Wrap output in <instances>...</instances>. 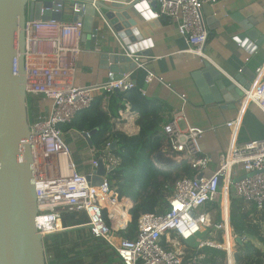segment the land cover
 Masks as SVG:
<instances>
[{
	"label": "built area",
	"instance_id": "2783aa9c",
	"mask_svg": "<svg viewBox=\"0 0 264 264\" xmlns=\"http://www.w3.org/2000/svg\"><path fill=\"white\" fill-rule=\"evenodd\" d=\"M92 1L98 11L94 3L97 0ZM143 1L156 2L160 14L174 22L178 34L189 45L186 52L203 55L207 31L200 17V8L219 0ZM37 2H40L39 17L30 18V3ZM78 3V0H27L26 4L23 26L26 94L38 95L50 102L47 114L29 122L30 136L26 140L32 151L37 230L44 237L62 230L63 227L57 226L58 221L61 223L62 210L83 212L87 216L85 226L91 236L101 238L112 246L121 264H211L205 260L203 253L185 259L182 253L166 250L160 243L165 237L166 242L174 246V239L168 238L171 234L180 240H189L206 232L210 238L201 240L197 247L222 250L227 254L222 264H233L234 252L226 244L228 234L236 246L237 238L243 241L245 237L234 231L230 224L231 200L241 198L253 203L258 211H264V138L251 139L242 134L244 114L250 105L257 106L264 113V63L256 67L247 86H240L239 113L225 123L230 130L228 147L219 156L216 170L209 175L203 172L210 156L203 154L199 144L203 130L189 125L182 110L173 113L171 119L163 124L164 153L178 164L186 162L196 172L192 176L176 179L164 213L142 214L134 238L116 239L112 213L107 205L119 200L116 190L118 181L107 175L110 169L106 167L102 184L91 185L71 160V149L63 138L61 125L71 122L79 111L88 109L97 95L125 92L133 89L135 83L124 75L86 86L74 84L76 62L82 46L83 22L64 17L77 16L81 11ZM58 13H61V19L52 17ZM129 56L139 63L138 57ZM153 78L154 75L149 72L145 81L150 83ZM181 122L185 125L181 126ZM88 134L84 133L86 137H89ZM91 164L96 168L97 160H92ZM89 176L92 174L89 173ZM111 179L116 184H111ZM222 190L226 193V209L222 207ZM220 200L218 221L209 212H199L206 204ZM217 232L221 233L222 242L215 241Z\"/></svg>",
	"mask_w": 264,
	"mask_h": 264
},
{
	"label": "crops",
	"instance_id": "0c3cea01",
	"mask_svg": "<svg viewBox=\"0 0 264 264\" xmlns=\"http://www.w3.org/2000/svg\"><path fill=\"white\" fill-rule=\"evenodd\" d=\"M150 9L153 12V18L139 25L141 42L135 45H141H138L136 51L131 54L139 58V63L132 60L135 67L122 74L131 78L135 83L134 89L138 90L142 96L160 103L164 118L167 119L173 113L182 110L189 125L203 130L199 144L203 154L210 156L203 172L209 175L216 170L219 156L226 151L229 144L230 130L225 123L239 113L241 105L240 85L234 82L233 78L236 74H240L242 79H247L250 83L256 67L264 63V0H219L212 5L204 4L200 8V17L207 31V38L202 47V56L186 52L189 48L188 43L178 34L174 22L160 14L158 5ZM67 16L65 15L64 19H72L71 16L69 18ZM95 20L93 25L97 28L95 35L83 32L81 51L73 79L76 86L110 80L112 74L103 64L101 55L109 50L110 45L121 48L119 39L116 38L117 32L109 25H107L108 28L102 26L108 22L106 23L103 19ZM107 35L113 38L107 39ZM204 68L210 71L204 73L202 71ZM211 71H216L220 77L217 75L210 77ZM149 72L154 75V78L147 83L145 79ZM229 82L235 84L240 90V95L235 100L230 95L222 96L219 93V88L224 89ZM26 103L29 122L47 114L50 109V102L38 95L28 96ZM110 107L112 112L109 110ZM114 107L115 105L109 101V96L105 95L101 108L111 115L112 131H119L127 136L138 134L139 125L136 123L138 111L131 110L128 103H125L123 108L115 109ZM181 123L182 126L185 125ZM242 134L251 139L264 138V113L255 105H250L244 114ZM91 135L87 138L84 133L72 127L63 131V138L71 149V160L75 163L76 169L86 176L89 173L94 175L96 168L91 162L100 157L92 145ZM115 144L117 145V142ZM165 146L163 138L159 151H163ZM112 150L114 149L107 152L103 158L110 171L115 163L118 164ZM155 154L153 153L150 157L154 166L159 169H168L157 162ZM109 174L110 172L107 175ZM117 181L116 190L119 200L117 204L107 205L113 208L116 214L112 224L121 221L114 225L116 232L125 228L131 220L129 210L133 205L131 198L119 196L118 190L124 180ZM224 202L225 198L224 201L222 200V207L226 209ZM201 212H209L216 218L215 209L209 211L204 207ZM59 227H62L60 221ZM116 232L114 237L118 239L120 236ZM168 238L174 239L173 250L182 253L184 257L185 242L175 234L169 235ZM231 243L232 248V238ZM114 264H121L117 256Z\"/></svg>",
	"mask_w": 264,
	"mask_h": 264
},
{
	"label": "water",
	"instance_id": "95a60500",
	"mask_svg": "<svg viewBox=\"0 0 264 264\" xmlns=\"http://www.w3.org/2000/svg\"><path fill=\"white\" fill-rule=\"evenodd\" d=\"M78 1L77 7L81 11L72 19L82 20L83 32L95 35V19L105 20L108 23L102 26L106 28L109 25L117 32L116 38L121 48L110 45L101 59L111 72V79L122 77V73L135 67L129 55L141 45H135L141 42L139 25L153 18L150 7L155 8L156 2L97 0L94 3L99 10L96 11L92 0ZM26 4L27 0H0V264H46L44 236L35 225L37 206L33 160L31 145L26 142L30 136L26 103L27 78L23 69ZM39 5L40 2L30 3V18L39 17ZM52 17L61 19L62 15L58 13ZM109 38L113 37L107 35ZM208 70L204 68L202 71L207 73ZM216 75L219 76L216 71L209 72L210 77ZM206 78L210 82L207 75ZM233 80L240 86L249 83L240 74H236ZM219 91L220 95H230L234 100L239 97L238 93L240 95L239 88L230 82L224 89L219 88ZM115 143H112L111 149L115 148ZM155 158L168 169L178 165L162 150L156 152ZM105 176L106 165L104 159L99 157L94 175H87L86 179L91 185L98 186Z\"/></svg>",
	"mask_w": 264,
	"mask_h": 264
},
{
	"label": "trees",
	"instance_id": "16d2710c",
	"mask_svg": "<svg viewBox=\"0 0 264 264\" xmlns=\"http://www.w3.org/2000/svg\"><path fill=\"white\" fill-rule=\"evenodd\" d=\"M105 95L109 96V101L115 105V109L123 108L124 104L128 103L131 110L138 111V134L127 136L119 131H112L111 115L101 108ZM109 110L113 111L111 107ZM170 119L171 117L166 119L162 116L158 101L142 96L133 88L125 92L113 91L97 95L88 109L79 111L71 122L61 125L62 132L70 127L80 133L92 132L90 140L98 156L102 158L111 151V144L117 142L112 153L118 164H114L109 176L114 180H124L118 190L119 196L129 197L133 201L129 210L131 220L125 228L116 232L120 237H135L138 219L142 214L164 213L176 179L195 173L186 162L178 164L174 169H159L150 159L153 153L161 149L164 138L161 126ZM110 183L116 184L112 179ZM205 209H215V220L220 219L219 202L208 203ZM229 219L234 231L245 237L237 244L233 253V264H264V211H258L251 202L234 198L229 205ZM86 223L87 216L83 212H61L62 227L72 228L44 237L46 264H114V248L103 239L91 236ZM215 239L222 242L220 232H217ZM189 240L182 241L186 243ZM160 243L164 249L173 250L165 237H162ZM187 245L185 259L203 253L205 260L211 264H222L225 260L226 253L222 250L207 246L198 248V244ZM84 258L90 262L84 263Z\"/></svg>",
	"mask_w": 264,
	"mask_h": 264
},
{
	"label": "rangeland",
	"instance_id": "374dc122",
	"mask_svg": "<svg viewBox=\"0 0 264 264\" xmlns=\"http://www.w3.org/2000/svg\"><path fill=\"white\" fill-rule=\"evenodd\" d=\"M67 18H69V16H67ZM85 33V32H84ZM82 36H83V33H82ZM82 39V38H81ZM237 93H238V91H237ZM238 95H239V93H238ZM181 126H182V123L180 124ZM108 161V160H107ZM223 191V190H222ZM223 201H224V198H223ZM219 204H221V200L219 201ZM62 213H64V210H62L61 211ZM199 212H201V210H199ZM216 215V214H215ZM207 238H210V237H208L206 234H199V235H197L195 238H193V239H190L189 241H187L186 243H185V249L188 247V245L187 244H189L190 246H196L197 244H199V242L201 241V240H204V239H207ZM216 238H217V234H216ZM215 239V238H214ZM224 239V238H223ZM179 240V239H178ZM215 241H217V242H219V240L218 239H215ZM232 242H233V240H232ZM225 242H224V240H223V244H224ZM236 244L233 242V246H232V251L234 252L235 251V249H236ZM182 249H183V247H182ZM184 249V250H185ZM83 261H84V263H86V262H90L89 261V259H87V258H84L83 259Z\"/></svg>",
	"mask_w": 264,
	"mask_h": 264
},
{
	"label": "bare ground",
	"instance_id": "6f19581e",
	"mask_svg": "<svg viewBox=\"0 0 264 264\" xmlns=\"http://www.w3.org/2000/svg\"><path fill=\"white\" fill-rule=\"evenodd\" d=\"M225 190H223V196H224V198L226 199V196H225ZM113 204H117V202H114ZM109 207V206H108ZM109 209H110V211H111V213H112V217L114 218L115 217V212H114V209L113 208H110L109 207ZM116 219V218H115ZM119 222H121V221H116L114 224H113V226L115 225H117ZM57 226H58V228H60L59 227V221L57 222ZM233 240V239H232ZM234 242V241H233ZM226 244H227V247L230 249L231 248V246L230 245H232V243H231V237H230V235L228 234V240H227V242H226ZM226 253V252H225ZM226 258H227V254H226V257H225V260H226Z\"/></svg>",
	"mask_w": 264,
	"mask_h": 264
},
{
	"label": "clouds",
	"instance_id": "9594fccd",
	"mask_svg": "<svg viewBox=\"0 0 264 264\" xmlns=\"http://www.w3.org/2000/svg\"><path fill=\"white\" fill-rule=\"evenodd\" d=\"M62 225V224H61Z\"/></svg>",
	"mask_w": 264,
	"mask_h": 264
}]
</instances>
